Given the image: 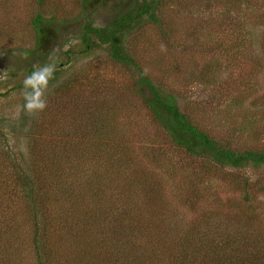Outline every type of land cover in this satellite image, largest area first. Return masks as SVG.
I'll return each mask as SVG.
<instances>
[{
    "label": "rangeland",
    "instance_id": "374dc122",
    "mask_svg": "<svg viewBox=\"0 0 264 264\" xmlns=\"http://www.w3.org/2000/svg\"><path fill=\"white\" fill-rule=\"evenodd\" d=\"M135 1L0 0V204L9 205L8 213L0 207L6 217L0 264H37L34 232L26 228L30 211L12 194L16 170L38 179L42 169L47 176L41 187L58 218L53 264H177L182 248L191 257L187 264H206L238 240L240 218L251 220L250 235L264 233V195L257 189L264 187V169L218 167L176 147L145 104L140 72L114 62L98 41L89 50L82 43L88 25L107 27ZM38 14L52 29L42 46L32 26ZM156 17L124 33L141 72L174 94L213 140L264 152V0H161ZM51 72L55 83L46 82ZM54 90L63 93L57 102ZM34 121L65 135L75 124L67 152L43 146L60 130L35 131L38 159L47 156L44 169L29 153ZM244 188L255 208L245 203ZM103 211L106 234L70 217ZM118 241L126 242L121 251ZM228 253L229 247L218 258Z\"/></svg>",
    "mask_w": 264,
    "mask_h": 264
},
{
    "label": "trees",
    "instance_id": "16d2710c",
    "mask_svg": "<svg viewBox=\"0 0 264 264\" xmlns=\"http://www.w3.org/2000/svg\"><path fill=\"white\" fill-rule=\"evenodd\" d=\"M92 0H83L84 3L91 2ZM161 0H140L135 1L131 7L128 9V12L116 17L107 27L98 28L93 27L92 25H88L85 28L82 34V43L86 45V49L89 50L92 43L98 41L101 45L106 46V51L111 59L120 64V65H128L136 68L138 72H140V84L144 86L148 92L149 97H147L144 101L152 114L154 120L161 125V127L168 133L169 137L176 145V147L185 150L188 154L200 157L204 159V162H209L218 167H232L235 169H244L250 168L253 171H259L264 169V152L256 151V150H234L231 149L227 145H223L212 138H210L206 133L202 132L198 129L189 119L188 115L180 108V103L177 97L174 94L167 93L160 87L156 86L144 73L141 72L139 66L136 61H134L131 55L128 53L125 48V38L124 33H129L134 30L137 26H139L142 22L152 21L154 23L158 22L156 17V11L159 8ZM52 22V20H51ZM32 26L34 33L36 35V40L38 45L42 46V43L48 40V37L51 35V24L47 21V19L38 14L34 17L32 21ZM50 79V80H49ZM55 83L56 82V72L49 73V78L46 82ZM53 96L55 102L59 101L63 96V93L57 90H54ZM78 99H72L73 104L76 105ZM75 112V111H74ZM71 126L67 127V133L69 135H65L62 132V128L59 127H45V126H37L35 121L33 122L34 132L31 134L33 144L30 147V157L34 159V164L41 163V166L46 167L47 156L45 157V161L42 159H38L37 151L35 150L36 138L34 137V133L37 130L40 133V129L44 127V133H48L50 130H60L63 134H60L57 137L51 139L49 141L48 147L43 144V146L47 149H50L53 145H55L56 149H62L67 152L68 142L70 140V148H71V136L73 134L74 122L70 123ZM86 132V130H84ZM84 132H80L78 135L84 136ZM33 135V136H32ZM54 143V144H53ZM73 145V151H74ZM66 149V150H65ZM70 150V149H69ZM34 152V153H33ZM31 162V165H34ZM16 175V179H18V190L14 191L12 194H17V197H22L24 204L27 209L30 211L29 213V222L26 225L27 231L29 233L34 232L32 236L31 246L33 247L34 256L37 264H53V249H52V232L56 226L57 216L51 213V209L49 206H54L49 198V195L44 190V186H42L41 182L47 177L45 172L41 169L37 175L38 179L30 178L29 174L27 175L24 171L14 172ZM33 175V174H32ZM40 176H42L40 178ZM43 178V180H42ZM48 180L45 179L44 182ZM246 187H250L249 181L247 177L242 178ZM43 182V184H44ZM57 182V181H56ZM57 185V184H56ZM54 185V186H56ZM259 192L264 195V187L257 188ZM100 191V190H96ZM102 193V191H101ZM96 193V195H101ZM12 194H9V198ZM242 195L247 200L246 204L253 206V197L252 199L249 195L253 194L249 191L248 188H244L242 191ZM249 197V198H248ZM7 198V199H9ZM100 197H98L99 199ZM72 206L74 207L73 198ZM6 213H8L6 203H1L0 207H5ZM83 206L82 202L77 203L76 207ZM248 208H255L248 207ZM251 210V209H250ZM106 212H99L97 216L94 214L88 215H77V213H73V218H80L77 223H80L84 226L87 224H92L96 230H99L101 234H106L108 231L106 230L109 223L108 215ZM69 217V218H70ZM253 217V213L251 219ZM6 218V217H5ZM4 217H1L0 214V224L4 223ZM250 219L248 218H240V233L237 234L238 240L236 237L233 241H230L225 249L229 247V253L224 254V257L218 258L219 253L221 251L225 252L224 247L217 251V254L214 255V252L209 257V260H206V264H264V233L260 232L258 235H250L248 233V227L250 224ZM17 223V222H16ZM106 224V225H105ZM73 226V225H71ZM106 227V228H105ZM76 227L74 230H76ZM102 228V229H100ZM9 229L13 230L14 227H10ZM257 230H259L257 228ZM136 236V234L134 235ZM236 236V235H235ZM252 236V237H251ZM108 238V237H107ZM125 241H129L128 235L124 236ZM136 239L133 237L132 242ZM204 238V242L209 243L210 245L211 238L209 241ZM118 240H121V237ZM214 240V239H213ZM107 245L111 246L116 243L114 240L108 241ZM137 242V241H136ZM140 243L143 241H139ZM137 242V243H139ZM228 242V241H224ZM124 244L126 242H123ZM121 241L117 242V249L121 251L122 247H124ZM129 244V243H127ZM215 247L218 245L214 240ZM212 246V245H211ZM237 246L233 251L231 248ZM177 254V264H187L186 258H191L188 255V252H184V248H182ZM194 254V253H193ZM233 255V257H232ZM187 256V257H186ZM137 255H129V261H136ZM139 259V255H138ZM118 261L116 260V263ZM197 263V262H196ZM190 264V262L188 263ZM202 264H205L202 262Z\"/></svg>",
    "mask_w": 264,
    "mask_h": 264
},
{
    "label": "clouds",
    "instance_id": "9594fccd",
    "mask_svg": "<svg viewBox=\"0 0 264 264\" xmlns=\"http://www.w3.org/2000/svg\"><path fill=\"white\" fill-rule=\"evenodd\" d=\"M30 79H31V78L25 80V86H26V87L28 86V84H29V80H30Z\"/></svg>",
    "mask_w": 264,
    "mask_h": 264
}]
</instances>
